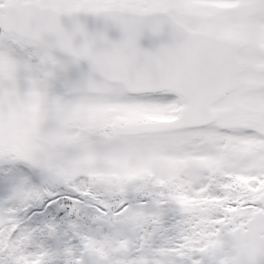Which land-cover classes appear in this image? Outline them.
<instances>
[{"label":"snow or ice","instance_id":"6c2138e0","mask_svg":"<svg viewBox=\"0 0 264 264\" xmlns=\"http://www.w3.org/2000/svg\"><path fill=\"white\" fill-rule=\"evenodd\" d=\"M5 162L0 264H264V0H0Z\"/></svg>","mask_w":264,"mask_h":264},{"label":"rangeland","instance_id":"374dc122","mask_svg":"<svg viewBox=\"0 0 264 264\" xmlns=\"http://www.w3.org/2000/svg\"><path fill=\"white\" fill-rule=\"evenodd\" d=\"M12 167L10 163H0V175L6 174V172ZM35 183V182H34ZM0 199H3V192L0 191Z\"/></svg>","mask_w":264,"mask_h":264},{"label":"water","instance_id":"95a60500","mask_svg":"<svg viewBox=\"0 0 264 264\" xmlns=\"http://www.w3.org/2000/svg\"><path fill=\"white\" fill-rule=\"evenodd\" d=\"M88 26L90 29H98L100 27H102V23L99 21H94L91 18L88 20ZM110 35L115 36V33H110ZM86 65V64H85Z\"/></svg>","mask_w":264,"mask_h":264}]
</instances>
